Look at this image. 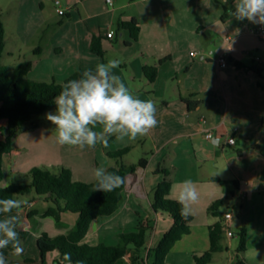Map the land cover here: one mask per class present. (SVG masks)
Segmentation results:
<instances>
[{
  "label": "crops",
  "instance_id": "crops-1",
  "mask_svg": "<svg viewBox=\"0 0 264 264\" xmlns=\"http://www.w3.org/2000/svg\"><path fill=\"white\" fill-rule=\"evenodd\" d=\"M46 1L14 0L16 23L7 57L17 60L11 67L30 60V80L63 82L79 69L118 59L121 62L114 74L134 95L155 103L158 124L148 135L135 140L117 141L111 137L106 148L98 144L81 150L59 145L52 128L34 123L36 127L21 130L13 137L14 151L3 156V172L6 163L10 175L14 172L21 179L34 167L52 168L54 173L68 168L77 181L91 182L94 168L118 164L119 160L108 152L132 146L120 162L131 165L145 159L146 165L126 175L118 210L110 216H99L85 238H91L96 230L107 229L122 210L135 211L137 205L145 208L138 198L149 201L151 207L150 195L164 177L157 169L165 168L170 170L172 181L170 199L176 200L178 185L186 179L194 181L199 191L190 232L174 244L167 255L168 264H194L193 254L210 248L209 227L222 221L220 208L225 204L223 214L233 212L232 229L237 234L241 229L246 233L245 250L237 257L247 264H264V40L252 32L260 24L229 16L233 0L227 4L222 0H112V4L106 0H59L56 4L51 0L59 7V16L65 17L59 20L60 31L50 35L45 46L29 52L37 43L38 29H26L35 18L42 17L40 24L50 21L56 25L55 16L46 20L43 14ZM38 12L41 15L35 16ZM224 13L227 16L223 18ZM133 18L140 26L136 40L128 29L118 27L119 21ZM110 31H114L112 36L108 35ZM93 37H102L103 57L91 51ZM224 51L229 62L221 67L218 58ZM109 54L112 58L107 57ZM154 64H158V70L150 82L143 67ZM208 131L213 134L211 139L206 137ZM4 137L0 135V139ZM229 137H234V144L227 142ZM15 149L18 157L11 162ZM132 150L139 153L138 161L124 162ZM26 197L28 204L24 203L25 196L15 197L24 205L17 225L27 231L19 254L24 262L12 259L11 254L6 258L10 264H28L26 259L40 257L36 240L45 232L42 217L46 210L40 212L34 206L43 202L47 209L52 203L34 193ZM219 201V208L213 209ZM157 217L168 220L162 230L165 233L172 220ZM50 224L56 233V222ZM110 227L116 239L122 229ZM154 245V240L148 241V247ZM53 252L50 254L54 257L48 256L46 264H54L58 255Z\"/></svg>",
  "mask_w": 264,
  "mask_h": 264
},
{
  "label": "trees",
  "instance_id": "trees-1",
  "mask_svg": "<svg viewBox=\"0 0 264 264\" xmlns=\"http://www.w3.org/2000/svg\"><path fill=\"white\" fill-rule=\"evenodd\" d=\"M227 13L223 14V18ZM118 27L128 29L133 40H136L140 31L138 21L133 18L130 21H119ZM102 37H93L91 41V51L103 57L104 49L101 44ZM5 50V30L0 16V135H5L0 139V179L4 178L2 170L3 156L14 151L12 145L13 137L33 118L43 114L48 109L55 107L54 97L58 95L63 84L71 79H79L81 73L86 68L79 69L58 85L49 83H39L28 78L27 74L32 68L30 60L20 62L13 67H7L1 61ZM91 69V68H90ZM158 64L145 65L143 72L150 82L156 78ZM192 104V101H189ZM33 124L31 127H36ZM132 146L108 152L111 158L117 159L118 164L110 166L106 170L124 177L121 187L111 192L94 191L95 180L92 182H80L72 179V173L68 168H60L57 173L48 169L34 167L26 175L27 183H12L6 190L0 191V198H12L16 196H27L34 193L37 197L45 198L52 203L44 216H51L56 223H60V216L63 212L78 214L77 222L73 230L67 235L49 237L42 232L36 240L39 250V261L26 259V263L36 262L46 264L48 255L54 250H58L59 257L54 264L68 263L63 259L65 253H71L73 264H168L167 255L172 250L174 244L184 235L190 232V222L192 216L182 219L180 216V205L176 200L169 198L172 181L169 177V169L160 168L164 177L157 185L151 208L156 216L169 217L172 226L163 234L161 240L154 246L148 247L151 232L153 230L152 220H139L134 232H120L117 245H106L99 243L96 245L80 244L90 231L92 222L99 216H110L119 208V192L125 185V177L134 171L138 166L146 165L145 159H140L136 164L126 165L120 159L127 154ZM221 201L216 203L213 209L217 210ZM19 238L22 242L26 238L27 231L17 228ZM222 221H217L209 227L210 248L201 253L193 254L194 264H212V254L223 249L221 243L224 237ZM240 243L237 251L245 250L246 233L244 229L238 231ZM129 260L126 259L128 254ZM8 258L15 254L11 246L0 249ZM145 256V257H144ZM229 264H247L239 256Z\"/></svg>",
  "mask_w": 264,
  "mask_h": 264
},
{
  "label": "clouds",
  "instance_id": "clouds-1",
  "mask_svg": "<svg viewBox=\"0 0 264 264\" xmlns=\"http://www.w3.org/2000/svg\"><path fill=\"white\" fill-rule=\"evenodd\" d=\"M222 2L227 4L228 0ZM233 6L228 9L229 16L264 24V0H233ZM120 62L110 59L106 63H98L94 68L83 71L79 79L63 84L60 93L54 97L55 111L45 114V119L55 131L56 143L81 150L93 149L98 144L106 148L111 137L117 141L125 138L135 140L148 135L157 126L155 103L134 95L121 77L114 74L113 70ZM92 172L94 191L111 192L124 183V177L108 172L104 167L94 168ZM11 184L12 177L0 179V191ZM176 202L180 205L181 218L187 219L199 202V191L194 181L186 179L179 183ZM23 206L20 200L0 198V214H4L0 218V249L11 246L16 255L23 251L17 231ZM63 259L73 264L71 253H65ZM0 264H7L2 252Z\"/></svg>",
  "mask_w": 264,
  "mask_h": 264
},
{
  "label": "rangeland",
  "instance_id": "rangeland-1",
  "mask_svg": "<svg viewBox=\"0 0 264 264\" xmlns=\"http://www.w3.org/2000/svg\"><path fill=\"white\" fill-rule=\"evenodd\" d=\"M14 0H0V14H1V19L3 21L4 24V30H5V38H6V49L3 53L2 56V63L4 65H6L7 67H11L13 64V62H15L17 59L10 60L7 57V49H9L10 47V35L13 34L14 28H15V7H14ZM59 7L56 6L54 4L53 1L51 0H47L46 1V6L44 9V16L46 18V20L49 19H54V16L56 17V25L52 24L50 21H47L43 24H40L38 22V20H41L42 17H36L35 18V22L33 23V25H31V27H29V29H26V32L29 31L30 29L33 28V30H37L36 31V36H37V43H34L32 49L29 50V52H36L37 49L41 46H45V42H47L48 37L50 35H57L58 32L60 31V22L59 20H63L65 19V17H61L59 16L57 9ZM38 12V15L35 14V16H40L41 13ZM107 57L112 58V55H108ZM32 79V78H31ZM35 82H39V83H49V84H55L58 85L60 84L62 81L59 80H43V79H32ZM48 111H54V108H50L48 109L46 112H44L43 114H40L39 116L33 118L31 121H29L24 128H22L21 130H26V129H31L32 127L29 126V124H34V123H38L39 125H45L49 128L53 129V126L45 119V114L48 113ZM20 130V131H21ZM54 130V129H53ZM55 132V131H54ZM15 154L13 155V159L11 160V162H14L15 157H18V151L15 149ZM139 153L138 152H134L133 150L130 151L129 153V157L127 159H125L124 162L128 163V162H137L138 158H139ZM115 166V164L113 165ZM40 168H44L46 169V167H40ZM10 167L8 165V163H6L4 165V172H5V180H7L9 177H12V182H23V183H27V180L25 177H23L21 179V177L19 178L18 176H16L13 172V175H10ZM48 170L55 172L54 169L52 168H47ZM57 173V171H56ZM79 173L75 174V177H78ZM87 174H85L84 172V176H86ZM72 179L74 181H77L76 179H74V177L72 176ZM94 181V180H93ZM80 182H86L87 181H80ZM92 182V181H91ZM154 194V193H153ZM151 193L150 195V200L153 201L154 195ZM28 197L25 196L24 199V203L28 204ZM138 201L143 202V205H145V208L143 207H139V205H137L138 207L135 209V211L133 209H126V210H122V213L119 214V216H117V218H115L114 220H112L111 222H109L107 229H103V230H96V232H94V235L91 238H84L80 244H88V245H96L99 244L98 241L99 240L100 243H104L106 245H117L119 242V234L116 235V239L114 238L115 234L113 233V231L110 229V226H119L122 230L121 232H134L135 231V226L137 224V222L139 220H147V219H151L152 220V225H153V230L151 232L150 235V239L149 240H154L155 244H157L161 238L163 237V229L165 227V221L166 218H159L156 216V214H154L152 208L149 206V201H146L145 199H139ZM229 202V201H228ZM142 204V203H141ZM52 205V204H51ZM226 205L221 206L220 210V217L221 215H223V212L226 210ZM230 207L231 204L229 202ZM34 208H37L40 212L45 211L46 207L43 204V202H39L37 203ZM77 214H73L70 212H63L61 213L60 216V223H56V233H54L53 231V225L50 224V222H56L55 219L51 216H47V217H42L43 221H42V225L45 228V232L49 237H58L61 235H67L71 230L74 229L76 222H77ZM31 216L36 217L34 214H32ZM40 218V217H39ZM215 218V217H214ZM159 221V222H158ZM33 225H36V222H33ZM55 228V227H54ZM235 230V235L232 238H229L226 236V234H224V237L221 241V243L223 244V249L220 252H216L212 254L213 260H212V264H227L230 261H234L237 259V255L241 254L240 252L237 251L239 243H240V238L238 236V234L236 233V229ZM53 253H56L59 257V253L58 250H54ZM50 259H52L54 257V254H49L48 255ZM12 259L14 260H19L21 261V263H23V259L21 255H16V254H12L11 255ZM145 257V256H144ZM56 258V259H57ZM32 261H39V256L38 259L35 260L33 258H30ZM7 264H10L9 262H7ZM14 264V263H11ZM29 264H37L36 262H30ZM68 264V263H67Z\"/></svg>",
  "mask_w": 264,
  "mask_h": 264
},
{
  "label": "built area",
  "instance_id": "built-area-1",
  "mask_svg": "<svg viewBox=\"0 0 264 264\" xmlns=\"http://www.w3.org/2000/svg\"><path fill=\"white\" fill-rule=\"evenodd\" d=\"M107 3L112 4V0H106ZM56 4H59V0H56ZM252 32H254L256 35H258L259 37H261L264 40V24H260L256 29H254ZM114 34V31H110L109 32V36H112ZM230 38H228L229 40ZM197 52H193V55H196ZM259 59V58H258ZM228 54L227 51H224L223 53L220 54L219 58H218V63L221 67H226L228 65ZM202 123H206L205 119H202ZM237 128H235L236 130ZM213 136L211 131H208L206 133V137L208 139H211ZM227 142L229 144H234L235 143V139L234 137H229L227 139ZM233 217V212L232 211H228L225 212L223 214V219H222V227L224 230V233L226 234L227 237L232 238L235 235V231L232 229L231 226V220Z\"/></svg>",
  "mask_w": 264,
  "mask_h": 264
}]
</instances>
